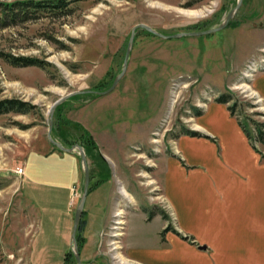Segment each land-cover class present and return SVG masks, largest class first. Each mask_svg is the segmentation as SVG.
<instances>
[{
  "label": "rangeland",
  "instance_id": "1",
  "mask_svg": "<svg viewBox=\"0 0 264 264\" xmlns=\"http://www.w3.org/2000/svg\"><path fill=\"white\" fill-rule=\"evenodd\" d=\"M236 3L75 0L67 15L0 28V53L45 62L17 66L0 56V98L35 106L0 114V264H28L35 225L17 168L30 151L52 150V103L75 90L108 88L134 25L162 34L204 30ZM220 95L231 99L218 103ZM58 106L52 137L78 144L90 134L89 169L110 182L102 264H264L262 201L217 189L219 135L242 145L237 121L248 130L264 122V0H242L226 27L209 34L165 38L137 29L112 91L76 94ZM258 147L264 154V143ZM65 264H75L71 254Z\"/></svg>",
  "mask_w": 264,
  "mask_h": 264
},
{
  "label": "crops",
  "instance_id": "2",
  "mask_svg": "<svg viewBox=\"0 0 264 264\" xmlns=\"http://www.w3.org/2000/svg\"><path fill=\"white\" fill-rule=\"evenodd\" d=\"M237 125L244 141L242 145L230 143L233 140L230 133L219 135L222 145L220 156L217 154V189L224 197L236 194L239 197L244 190L248 191L249 200L257 196L264 206V154L258 147L264 141L253 146L238 121ZM51 145L52 150L47 152L30 151L20 176V194L30 208L35 225L28 264H63L66 253L72 248L71 233L83 189V169L76 151L66 152ZM109 183L107 179L95 180L94 176L90 180L91 188L76 232L82 264H102L98 248Z\"/></svg>",
  "mask_w": 264,
  "mask_h": 264
},
{
  "label": "trees",
  "instance_id": "3",
  "mask_svg": "<svg viewBox=\"0 0 264 264\" xmlns=\"http://www.w3.org/2000/svg\"><path fill=\"white\" fill-rule=\"evenodd\" d=\"M75 0H14L11 2H0V28L8 27L15 25L18 22H24L32 19H37L41 16H52L60 17L67 15L71 12L70 3ZM0 56L3 57L7 62L17 65V66H28L36 65L39 67H45V62L37 58L28 57V56H14L8 53H0ZM231 98L226 95H220L217 97V102L227 103ZM59 106H57L56 110ZM35 106L30 102L21 100L19 98H0V114H5L9 112L14 113H27L34 109ZM231 114L232 106H228ZM241 128L245 132L247 138L251 141L253 146L257 142L264 141V122H256L254 124V129L248 130L244 125L238 121ZM58 127H61V123H57ZM185 134L195 135L196 133L191 130H184ZM65 135V134H64ZM63 135V136H64ZM63 138V137H62ZM81 141L78 142L79 145L85 150L87 158L90 156L91 150L96 148V144L90 134L85 131L80 135ZM61 143L65 146H70L74 143H67L69 141H64L60 139ZM56 148V147H55ZM90 171V169H89ZM93 177L92 172L90 171V179ZM101 180V179H100ZM99 180V181H100ZM103 180V179H102ZM91 185L89 184L90 190ZM77 236V235H76ZM72 255L74 262L76 264V259L72 252L66 253L64 257L65 264L69 255Z\"/></svg>",
  "mask_w": 264,
  "mask_h": 264
},
{
  "label": "water",
  "instance_id": "4",
  "mask_svg": "<svg viewBox=\"0 0 264 264\" xmlns=\"http://www.w3.org/2000/svg\"><path fill=\"white\" fill-rule=\"evenodd\" d=\"M241 2H242V0H237L236 5L228 12V14L224 18V20L219 25L214 26V27H210V28H207V29H204V30L184 31V32H178V33H174V34H162L161 32L155 30L154 28H152L151 26H149V25H147L145 23H138V24L134 25L132 30H131V32H130V36H129V39H128V42H127V46H126V50H125V54H124V59H123V63H122V68H121L120 72L115 76L112 84L108 88H106L105 90H90V89L75 90V91H72V92H70L68 94H65V95L61 96L60 98H58L57 100H55L52 103V105H51V107L49 109V124H48L47 138H48V140H49V142L51 144H53L54 146H56L60 150H63V151H66V152L77 151L79 156H80V161H81V165H82V169H83V176H84L83 189H82V193L80 195L78 204H77L76 209H75L74 221H73V227H72V233H71V239H72V248H71V250H72V252L74 254V257L76 259V264H82V261H81V258H80V254H79L78 245H77V242H76V232H77V229L79 227L81 215L83 213L84 202H85L86 195H87L88 189H89L90 171H89V166H88V160H87L86 153H85V151H84V149H83V147L81 145L73 144V145L67 147V146H64L61 142L55 140L52 137L51 131H52V127H53V116H54L55 109L63 101H65L69 97H71L73 95H76V94H80V93H94V94H97V95H104V94H107L110 91H112L114 89V87L116 86L117 82L119 81V79L123 76V74L126 71V68H127V65H128V59H129V55H130V51H131V47H132V43H133V40H134L135 33H136L137 29L144 28L145 30H147L148 32H150L152 34H156L158 36L165 37V38L181 37V36H199V35L213 33V32L219 31V30L223 29L224 27H226V25L228 24L229 20L233 17L235 12L239 8Z\"/></svg>",
  "mask_w": 264,
  "mask_h": 264
},
{
  "label": "built area",
  "instance_id": "5",
  "mask_svg": "<svg viewBox=\"0 0 264 264\" xmlns=\"http://www.w3.org/2000/svg\"><path fill=\"white\" fill-rule=\"evenodd\" d=\"M17 172L19 174H23V168L22 167L17 168ZM76 195H77V192L75 189H73V196H76Z\"/></svg>",
  "mask_w": 264,
  "mask_h": 264
},
{
  "label": "bare ground",
  "instance_id": "6",
  "mask_svg": "<svg viewBox=\"0 0 264 264\" xmlns=\"http://www.w3.org/2000/svg\"><path fill=\"white\" fill-rule=\"evenodd\" d=\"M196 13H197V12H194V11L189 12V14H191V15H192V14H193V15H197Z\"/></svg>",
  "mask_w": 264,
  "mask_h": 264
}]
</instances>
